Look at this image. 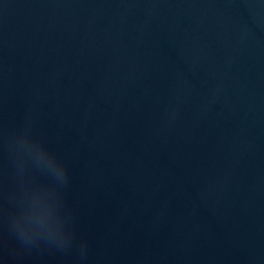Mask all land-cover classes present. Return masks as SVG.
Returning a JSON list of instances; mask_svg holds the SVG:
<instances>
[{"label": "water", "instance_id": "1", "mask_svg": "<svg viewBox=\"0 0 264 264\" xmlns=\"http://www.w3.org/2000/svg\"><path fill=\"white\" fill-rule=\"evenodd\" d=\"M0 264H264V0H0Z\"/></svg>", "mask_w": 264, "mask_h": 264}]
</instances>
